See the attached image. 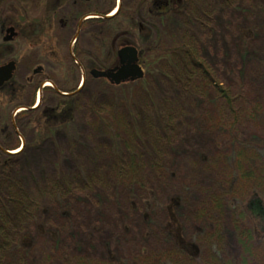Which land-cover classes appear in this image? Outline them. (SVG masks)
Returning a JSON list of instances; mask_svg holds the SVG:
<instances>
[{
  "label": "rangeland",
  "instance_id": "rangeland-1",
  "mask_svg": "<svg viewBox=\"0 0 264 264\" xmlns=\"http://www.w3.org/2000/svg\"><path fill=\"white\" fill-rule=\"evenodd\" d=\"M62 1L51 29L32 27L34 20L43 18L52 10L50 0H27L26 7L13 4V1L0 9V57L6 59L13 56L17 59L20 75L27 71L33 60L46 58L47 55L52 58L50 54L54 53L61 59L74 50L75 57L82 61L87 71L94 64L93 57L100 56L91 36L99 31L101 24H91L86 20L82 23L81 18L72 19L84 11L106 13L110 8L108 16H114L119 0H88L86 4H81L79 0ZM201 1L209 10L205 15L201 14L202 27L201 32L196 34L197 41H193L194 51L199 61L207 64L212 79L229 94L232 101L227 102L228 105L219 98L215 87L206 83L202 88H197L196 84L182 91L183 95L174 105L175 118L171 122L170 137L159 144L161 160L163 158L164 163L175 171L174 179H164L167 182L161 187L159 201H167L171 192L169 188L173 190L184 185L195 188L202 199V193L207 190L220 194L221 189L214 186V181L222 180L227 172L223 157H227L233 149L232 141L244 142L253 137L264 142V0L196 2ZM121 4L127 10L136 5V0H121ZM177 15L173 18L170 14L165 24L157 21L155 29L145 27L144 33L149 31V35L141 38L142 45L148 46L159 39V52L174 49L176 46L172 41L179 38L180 33L172 31L171 26L173 20L182 19ZM10 26L16 27L19 35L14 42H4L5 31ZM151 56L152 53L146 51L145 57L149 59ZM111 57H105V61L109 63L112 59L113 63ZM162 68L165 67L159 68L160 73L156 75H147L145 84L149 91H156L158 97L163 93L161 99L164 95L171 98L172 92L176 91L168 84L163 86L162 75L166 76L169 72ZM85 74V71L74 74L79 80L77 90L83 77L86 84L80 90L83 94L72 100L76 102L73 125L69 130L55 131L46 142L41 140L37 148L27 146L28 158L22 160L19 173L35 180V186L43 182L44 177L49 180L57 178L59 165L72 177L78 176V173L88 178L92 175L96 177L94 183L88 179L86 182L89 185L84 189L77 186L71 195L74 198L72 211L69 210L72 218L61 227L65 228L61 231L65 241L63 254H71V258L68 261L57 260L55 264H72L79 262L76 259L80 258L86 259L83 264H115L111 258L129 262L143 248L160 242L161 237L158 229L152 231L144 225L142 200L137 199V207H133L128 191L118 189L119 180L112 170L115 162L113 151L117 150L124 166L129 163L125 141L133 146V150L140 151L141 142L134 139L135 127L131 124V116L139 108L148 110L150 100L139 85L131 86L132 99L118 100L119 92L110 88L107 81L94 82L90 75ZM42 97L45 109L53 108L59 100L49 91H45ZM118 110L123 117V127L114 120L115 115L120 118ZM101 118L109 121L110 128L102 126ZM98 127H101L99 131ZM37 133L30 129L22 136L0 134V138L6 144L18 147L12 151V155H16L23 151L22 143L31 144ZM43 135L44 132H40V136ZM192 179H196V184L191 183ZM185 180H191L190 184L184 183ZM234 187L224 185L223 189L230 191ZM137 195L146 199L144 190H139ZM46 206L56 213L51 216L49 226L60 229L57 203ZM195 206L199 208L200 204ZM187 217L186 227L193 231L195 225L191 215L188 213ZM232 224L231 219L225 220L229 253L237 259L246 258L245 264H264V244L257 243L245 253L237 243Z\"/></svg>",
  "mask_w": 264,
  "mask_h": 264
},
{
  "label": "trees",
  "instance_id": "trees-1",
  "mask_svg": "<svg viewBox=\"0 0 264 264\" xmlns=\"http://www.w3.org/2000/svg\"><path fill=\"white\" fill-rule=\"evenodd\" d=\"M13 1V4L19 3L23 7L27 5L25 3L27 0H0V9ZM196 1L136 0L134 7L127 10L121 7L111 18L88 20L91 24H101L99 31L91 36L100 54L98 58L93 57V69L107 70L117 67L119 65L117 51L125 46H134L139 51L145 77L150 74L156 75L160 73L159 68L165 67L162 69H166L169 74L162 75L163 86L168 84L176 91H171V98L164 95L161 99L163 93L158 97L156 91H149L145 78L120 86L108 83L110 88L119 92L118 100L132 99L133 85L141 86L150 100L148 110L139 108L131 116L133 122L131 124L135 127L134 139L141 142L140 151L133 150V146L125 141L128 165H122V157L120 158L117 150H114L115 162L111 168L119 180L118 189L128 191L132 206L137 207L136 200H142L141 215L144 225L152 231L158 229L161 237L160 242L154 243L152 247L143 248L129 262L111 258L115 264H245L246 258L237 259L228 251L226 219H231L237 243L245 253L257 243L264 244V142L257 138L252 137L244 142L232 141L233 149H230L227 157H223L227 172L223 174L222 180L214 181V186L221 189L220 194L207 190L202 193L204 196L202 199L195 188H186L184 185L178 189L177 186L173 190L172 187L169 188L171 192L167 201H159L161 187L163 188L167 182L164 179L170 181L175 177V171L164 163L163 158L161 160L159 144L170 137L171 122L175 118L174 105L183 95L182 91H187L190 85L196 84L197 88H202L206 83L209 87L214 86L219 98L224 99L226 103L232 101L229 94L212 79L207 64L199 61L194 51L193 41H197L196 34L201 32L202 27L201 14L205 15L209 10L208 6L201 4L202 1ZM50 2L52 10L45 13L43 18L34 20L32 27L51 29L53 18L61 9L63 1ZM109 10L106 13L84 11L75 15L72 20L90 15L104 17L109 14ZM170 14L173 18L175 14L182 17L173 20L174 24L171 26L172 31L174 29L180 33L179 38L172 41L176 47L170 51L163 50L165 53H161L158 49L161 47L159 39L148 46L142 45L141 38L149 35V31L144 33L145 27L155 29L157 21L165 24ZM159 36L162 37V33ZM146 51L152 53L149 59L145 57ZM110 55L113 63L112 59L109 63L105 61V57L108 58ZM97 59L100 60L96 61ZM91 80L105 81L94 78ZM81 94L83 93L77 94L75 98ZM75 109L76 102L67 99L57 101L53 108H46L42 113H31L28 120L29 128L39 133L31 144H25L23 151L16 155L5 152H12L18 147L8 145L0 138V264H55L57 260L68 261L69 257L71 258V254H63L65 241L61 231L65 228L61 227L66 226L67 220L72 218L69 210L74 201L71 195L76 191V187L80 185V188L84 189L89 185L86 181L90 179V183H94L96 177L93 175L89 178L84 177L83 173L72 177L59 165L57 178L49 180L44 177L43 182H38L35 186V180L21 176L19 167L22 160L28 158L25 150L27 146L37 148L41 140L46 142L47 138L54 136L55 131L71 128L75 120L73 116ZM118 114L120 118L115 115L114 120L123 127V117L119 110ZM100 120L102 126L110 128L107 119ZM7 128L6 117H3L0 134L6 135ZM100 128L98 127L97 131ZM42 131L45 134L43 137L40 136ZM190 181L185 180L184 183L190 184ZM191 183L196 184V179H192ZM150 185L152 187L148 188ZM224 185L235 187L229 191L223 189ZM139 190L146 192V199L139 198L137 195ZM50 203H57L60 229L50 227L48 224L51 216L56 214L46 208V204ZM196 203L200 204L199 208H196ZM188 213L195 225L193 231L186 227ZM76 260L80 261L72 264L86 262L84 258Z\"/></svg>",
  "mask_w": 264,
  "mask_h": 264
},
{
  "label": "flooded vegetation",
  "instance_id": "flooded-vegetation-1",
  "mask_svg": "<svg viewBox=\"0 0 264 264\" xmlns=\"http://www.w3.org/2000/svg\"><path fill=\"white\" fill-rule=\"evenodd\" d=\"M79 1L87 2L88 0ZM121 5V0H119L118 12L122 7ZM96 17L95 19H103L108 17V14L104 17L97 15ZM84 18H81V22ZM88 20L92 19H86V21ZM14 40L11 42H14ZM50 55L53 57L51 58L47 55L46 58L41 57L35 61L33 60L31 66L27 67V71L21 75L19 61L17 59L12 58L13 56H9L6 59L0 57V66L9 62H14L16 66L12 79L0 88V129L2 128L3 117H6L8 128L6 132L3 131L5 134L22 136L30 130L28 123L29 115L33 112L42 113L45 110L44 104H42V95L45 91L56 95L59 102L63 99L73 100L78 93H81V88H84L86 84V78L82 76L83 78L81 77L82 79L78 84L80 86L78 91L76 85L79 80H76V75L74 74L78 71H85L86 76L90 75L93 78L91 75V71L93 70L92 66L87 71L82 61H79L75 57L74 50L70 51L67 57H61V59L56 53ZM48 82H50V85H48Z\"/></svg>",
  "mask_w": 264,
  "mask_h": 264
},
{
  "label": "water",
  "instance_id": "water-1",
  "mask_svg": "<svg viewBox=\"0 0 264 264\" xmlns=\"http://www.w3.org/2000/svg\"><path fill=\"white\" fill-rule=\"evenodd\" d=\"M119 7L117 8V10ZM112 17V16H108ZM106 17V18H108ZM96 16H88L82 20V23L86 19H95ZM18 36L16 29L10 26L5 31L4 42H11ZM117 57L119 65L112 69L99 70L93 69L91 75L94 79L107 80L113 86H120L125 83H133L145 78L144 68L140 64L139 51L134 46H125L117 51ZM16 69L14 62H9L0 66V88H2L7 82L12 79L13 73ZM79 91V90H78ZM24 148V143H22ZM6 154H12V152H5Z\"/></svg>",
  "mask_w": 264,
  "mask_h": 264
},
{
  "label": "bare ground",
  "instance_id": "bare-ground-1",
  "mask_svg": "<svg viewBox=\"0 0 264 264\" xmlns=\"http://www.w3.org/2000/svg\"><path fill=\"white\" fill-rule=\"evenodd\" d=\"M114 13H115V12H114ZM114 13H113V14H114ZM16 153H17V152H16Z\"/></svg>",
  "mask_w": 264,
  "mask_h": 264
}]
</instances>
